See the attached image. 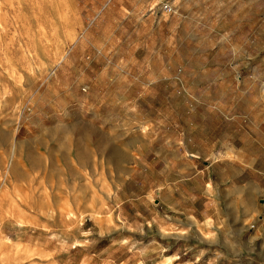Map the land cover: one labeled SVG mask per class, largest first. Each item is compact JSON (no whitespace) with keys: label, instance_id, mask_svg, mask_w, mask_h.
I'll list each match as a JSON object with an SVG mask.
<instances>
[{"label":"crops","instance_id":"crops-1","mask_svg":"<svg viewBox=\"0 0 264 264\" xmlns=\"http://www.w3.org/2000/svg\"><path fill=\"white\" fill-rule=\"evenodd\" d=\"M165 1L174 14L161 11ZM81 2L78 34L46 83L55 102L63 101L74 113L118 114L123 135L135 146L133 167L113 196L120 231L129 237L117 241L111 238L115 231L99 235L110 243L97 255L105 256L103 264H134L130 259L116 263L109 251L120 247L137 264H159L163 253L171 252L168 258L176 263L178 240L165 235L214 225L221 218V184L228 188L227 200L232 195L236 201L252 202L264 195V167L252 168L257 157L243 164L246 155L238 150L247 131L250 144L264 143L261 124L249 128L237 123L246 95L257 99L254 107L262 110L264 120L262 96L237 89L239 50H249L250 66L258 63L253 58L254 24L246 20L251 4ZM261 13L258 26H264ZM235 33L243 38L240 46ZM236 163L243 170H233ZM236 179L239 183L232 186ZM133 235L140 240L137 249L131 247ZM133 252L138 254L131 256Z\"/></svg>","mask_w":264,"mask_h":264},{"label":"rangeland","instance_id":"rangeland-1","mask_svg":"<svg viewBox=\"0 0 264 264\" xmlns=\"http://www.w3.org/2000/svg\"><path fill=\"white\" fill-rule=\"evenodd\" d=\"M246 1L251 4L246 20L254 24L253 58L258 63L250 66L249 50H239L237 89L262 96L264 106V26L257 25L264 0ZM82 8L81 0H0V264H103L105 256L97 253L110 242L99 235L115 231L111 238L117 241L129 237L120 231L113 204L135 157L133 141L120 129V116L74 113L63 101L55 102L46 83L78 34ZM236 15L243 16L240 9ZM234 39L240 46L242 36L235 33ZM256 100L246 95L238 124L264 128ZM60 130H69L72 143L62 154L55 136ZM248 134L241 137L238 150L246 155L243 164L257 157L252 168L259 170L264 167V138L263 146H253ZM28 148L38 153L49 176L42 177L43 169L23 170ZM83 151L87 169L81 165ZM233 168L244 167L236 163ZM227 189L221 184V218L214 225L165 235L178 240L175 249L180 253L174 263L168 258L171 252H164L159 264H193L198 258L199 264H264V195L252 202L236 201L232 195L227 200ZM27 194L47 200L27 206ZM131 239L137 249L140 240ZM109 253L116 263H138L123 248Z\"/></svg>","mask_w":264,"mask_h":264},{"label":"bare ground","instance_id":"bare-ground-1","mask_svg":"<svg viewBox=\"0 0 264 264\" xmlns=\"http://www.w3.org/2000/svg\"><path fill=\"white\" fill-rule=\"evenodd\" d=\"M55 136L58 137L59 142H58V140L56 142H57V145H58L59 149L61 150V154H62L63 150L65 151L66 148H70L71 147L72 143H71V141L69 140V137H68L69 136V130H60V131L55 133ZM25 153H26V155H25V161L24 162L26 163V165L25 164L22 165L23 168H24L23 170L26 173H28V172H36L37 170L38 171H42V169H43L42 160H41V158L39 156H37L38 153L36 154L34 151H32V149H29V148L25 151ZM86 156H87V153L85 151H83L81 153V157L83 158V160L81 161V165L85 169H87L88 164H89V160L86 159ZM63 158H65V157H63ZM21 169H22V167H21ZM46 170H48V169L44 167V169H43L44 173H43L42 177H44L45 175L49 176V175H47ZM46 200L47 199H45V197L44 198L41 197L40 199L39 198L36 199L35 196H33V195L29 196V194H27L25 196V203H23V204L27 205V206L30 205L31 203L42 204L43 202L45 203Z\"/></svg>","mask_w":264,"mask_h":264},{"label":"built area","instance_id":"built-area-1","mask_svg":"<svg viewBox=\"0 0 264 264\" xmlns=\"http://www.w3.org/2000/svg\"><path fill=\"white\" fill-rule=\"evenodd\" d=\"M161 11L167 15L175 13V9L167 1L161 3Z\"/></svg>","mask_w":264,"mask_h":264}]
</instances>
